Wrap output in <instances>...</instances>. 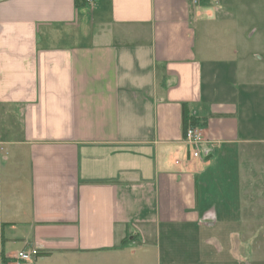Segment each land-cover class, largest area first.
Wrapping results in <instances>:
<instances>
[{"label":"crops","instance_id":"0c3cea01","mask_svg":"<svg viewBox=\"0 0 264 264\" xmlns=\"http://www.w3.org/2000/svg\"><path fill=\"white\" fill-rule=\"evenodd\" d=\"M93 1L0 0V264H264V0Z\"/></svg>","mask_w":264,"mask_h":264},{"label":"built area","instance_id":"2783aa9c","mask_svg":"<svg viewBox=\"0 0 264 264\" xmlns=\"http://www.w3.org/2000/svg\"><path fill=\"white\" fill-rule=\"evenodd\" d=\"M87 2L93 4L94 1L87 0ZM184 142L190 147L192 157H201L204 134L199 127L190 125L184 133ZM37 255L38 250L36 249H23L14 254L8 261H4L1 264H34Z\"/></svg>","mask_w":264,"mask_h":264},{"label":"rangeland","instance_id":"374dc122","mask_svg":"<svg viewBox=\"0 0 264 264\" xmlns=\"http://www.w3.org/2000/svg\"><path fill=\"white\" fill-rule=\"evenodd\" d=\"M257 5H258V7H260L261 5H263V3L260 2ZM203 191L204 190L202 188L201 192L203 193ZM208 191L211 193L213 190H212V188H210ZM235 230H239V231L241 230L243 235H250L252 232H255V233L258 232V234L261 237L264 236V226L263 227H252V228H250V227H243V228L227 227V228H223L221 226H218L217 229L215 230V233H216V235L220 234V235L223 236V235L231 233V232L233 233ZM19 247H20V245L19 246H15L14 249H16V248L18 249Z\"/></svg>","mask_w":264,"mask_h":264},{"label":"trees","instance_id":"16d2710c","mask_svg":"<svg viewBox=\"0 0 264 264\" xmlns=\"http://www.w3.org/2000/svg\"><path fill=\"white\" fill-rule=\"evenodd\" d=\"M192 125V126H200L199 122L197 119L194 117L190 116L187 107L184 105V117H183V128L184 132H186L187 128Z\"/></svg>","mask_w":264,"mask_h":264}]
</instances>
